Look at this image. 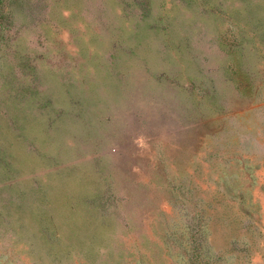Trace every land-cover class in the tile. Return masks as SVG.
<instances>
[{
  "label": "rangeland",
  "instance_id": "374dc122",
  "mask_svg": "<svg viewBox=\"0 0 264 264\" xmlns=\"http://www.w3.org/2000/svg\"><path fill=\"white\" fill-rule=\"evenodd\" d=\"M0 264H264V0H0Z\"/></svg>",
  "mask_w": 264,
  "mask_h": 264
}]
</instances>
